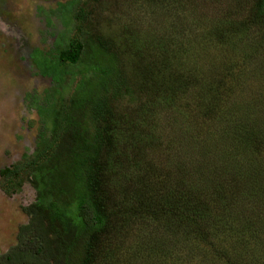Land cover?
<instances>
[{
    "label": "trees",
    "instance_id": "16d2710c",
    "mask_svg": "<svg viewBox=\"0 0 264 264\" xmlns=\"http://www.w3.org/2000/svg\"><path fill=\"white\" fill-rule=\"evenodd\" d=\"M69 9L70 5L65 7L66 12ZM75 16L80 22L78 30H83L82 12ZM229 25V31L222 28L226 34L216 36L214 41L221 45L227 42L233 52L237 54L238 49L242 53L240 57L247 59L248 51L244 45L251 39L239 37L237 43L235 32L239 30L242 36L247 34L249 27L256 31L264 26V0H256L255 12L250 19ZM123 40L124 44L118 47L113 36L85 34L70 40L59 51L57 66L85 61L90 76L88 80L86 77L81 79L72 99L58 102L52 112L50 140L26 165L31 169L30 184L36 200L22 208L27 223L19 228L16 245L0 256V264H111L116 259L109 257L108 253L100 255L104 243L110 247V242L114 241L113 247L119 248L125 244V232L132 226L157 223L174 239L161 244L160 255L164 261L177 257V249L180 251L182 247L179 242L183 241L189 243L190 264H264L263 218L252 213L238 221L231 216L236 220L234 228L237 230L227 233V239L221 237L218 245L214 243L216 233L209 232L207 225L212 226L214 222L206 223L204 219L209 207L204 203L206 201L210 206L216 204L219 217L229 216V209L223 205L224 200H231L233 194L224 181L228 176L226 171L230 167L233 169V165L230 164L231 157L225 158V154L232 148L237 155L251 153L250 161L236 167L241 179L235 183L242 189L238 201L243 206L253 203L254 198L264 201V161L255 154L259 143L264 144V121L261 122L258 115L264 112V103L248 106L237 102V105L222 108L226 94L223 95L221 89L226 92L234 87L237 76L234 71L217 79L197 76L201 70L198 56L203 48L193 51L191 63L187 66L190 69L182 70L180 75L165 74L164 63L169 64L166 60L155 61L152 67L146 66L141 88L147 96L139 103L133 88L121 74L114 51L121 49L124 54L134 51L139 57L144 45L135 38ZM170 41L173 40L159 38L150 50L157 49L165 56ZM178 65L183 66L179 62ZM38 67L44 75L59 76L53 72L56 66L51 68L43 63ZM155 70L160 73L157 77L154 76ZM134 99L140 111L136 117H133L134 111L129 110ZM191 100L205 111L210 122L220 126L212 130V134L200 130V134L192 139L204 141V146L202 150L195 149L203 154L215 148L224 156L221 160L226 171L219 169L215 162L213 166L204 167L205 156L193 164L192 158L186 164L180 159L179 165L168 168L165 175L150 177L149 165L142 167L141 147L146 142H153L154 137L150 131L139 133L136 125L145 122L158 108L175 110L184 118L181 110ZM234 108H237L236 112ZM220 145L226 146L225 152L220 150ZM181 152L186 151L181 149ZM119 160L129 163L127 173L130 178L125 185L122 184L125 177L116 175ZM215 172L219 174L216 181L205 180ZM224 188L228 191L225 198ZM246 211L241 209L239 214ZM216 221L221 226L219 220ZM233 237H236L234 242H229L228 239ZM210 241L212 247L205 250H212L213 254L202 252L200 244H209ZM153 252L159 254L157 249ZM177 260L178 257L176 263Z\"/></svg>",
    "mask_w": 264,
    "mask_h": 264
},
{
    "label": "rangeland",
    "instance_id": "374dc122",
    "mask_svg": "<svg viewBox=\"0 0 264 264\" xmlns=\"http://www.w3.org/2000/svg\"><path fill=\"white\" fill-rule=\"evenodd\" d=\"M74 1L0 0V256L16 245L18 230L28 220L22 208L36 200L35 190L30 184L31 169L26 165L43 149V144L50 140L52 112L60 100L72 99L81 79L86 77L88 80L90 76L85 61L82 64L57 66L58 53L70 40L85 34H100L110 38L113 36L118 47L124 44L123 38L129 41L135 38L143 44L139 57L134 51L125 54L121 49L114 51L121 74L133 88L139 103L147 96L141 88L144 83L141 77L146 73V66L152 67L157 61L161 63L166 60L169 64L163 62L165 74L180 75L182 70L190 69L187 66L191 63L193 51L201 48L203 51L198 53L201 70H198L197 76L217 79L222 74L229 75L231 71L237 76L234 87L226 92L221 89L223 95L226 94L222 108L237 105V102L248 106L264 103V26L256 28V31L249 27L247 34L242 36L239 30L235 32L237 43L241 39L239 37L251 39L244 45L248 51L245 55L247 59L243 56L241 59L242 53L238 49L239 54L233 52V47L227 42L221 45L214 41L216 36L229 31V24L250 19L255 12L256 0H78L73 4ZM69 5V12H66L65 7ZM80 11L84 28L79 31L80 22L75 15ZM222 28L224 31H221ZM159 38L173 40L165 56L157 49L150 50V46ZM178 62L183 66L180 67ZM43 63L51 68L56 66L53 72L59 76L55 78L57 74L44 75L38 67ZM159 74L154 71V76ZM136 99L133 104H129V110L134 111L133 117L140 115ZM118 102L121 104L120 100ZM183 106L181 112L184 118L175 110L158 108L148 115L145 122L136 125L139 133L150 131L149 134L154 137L153 142H146L141 147L142 167L149 165L147 171L150 177L165 175L168 168H174V164L179 165L180 159L186 164L192 158L193 164L205 156L204 167L213 166L215 162L219 169L225 170L221 160L223 155L216 152L215 148L199 153L195 147L202 150L204 141L192 139L200 134V130L212 134V130L220 126L210 122L205 111L193 100ZM258 115L263 122L264 112ZM219 148L226 151L224 145ZM181 149L186 152L183 154ZM255 154L259 160L264 161V144L259 143ZM228 156L231 157L233 169L230 167L228 171L225 170L228 176L224 182L230 186L233 197L224 200L223 206L229 209V216L219 217L216 204L210 206L208 201L204 202L209 205L204 219L206 223L214 222L212 226L209 223L207 225L209 232L216 233L215 244L221 237L226 238L227 233L237 230L234 228L237 226L236 220L231 216L242 221V217L254 213L255 217L264 219L262 199L254 198L255 201L246 206L238 201L242 189L235 183L241 179L239 173L237 175V168L249 160L251 153L237 155L232 148L231 152L225 154V158ZM115 169L116 175L125 177L122 182L125 185L130 178L127 173L129 163L119 160ZM218 175L215 172L205 180L216 181ZM114 189L111 188V191ZM227 190L224 188L223 198ZM241 209L247 211L240 215ZM216 220H219L221 226ZM168 234L158 223L144 227L135 225L125 232V244L117 248L113 247L114 241L110 242V247L104 243L100 255L104 252L116 259L111 264H190L187 249L189 243L183 241L179 242L182 246L180 251L177 249V263V257L164 261L160 255L161 244L174 241ZM261 235L264 236V231H261ZM235 238L228 241L234 242ZM210 244L211 241L209 244L202 242L200 250L213 254L212 250H205L212 247ZM156 249L158 255L153 252Z\"/></svg>",
    "mask_w": 264,
    "mask_h": 264
}]
</instances>
